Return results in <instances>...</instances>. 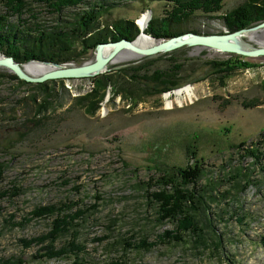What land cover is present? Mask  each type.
<instances>
[{"label": "rangeland", "instance_id": "obj_1", "mask_svg": "<svg viewBox=\"0 0 264 264\" xmlns=\"http://www.w3.org/2000/svg\"><path fill=\"white\" fill-rule=\"evenodd\" d=\"M246 1L224 0L220 13L198 12L181 30L226 34L222 16ZM115 3L120 7L112 8L102 25L133 21L140 32L135 41L142 34L139 20L144 14L161 18L173 9L159 1ZM5 10L0 4V13ZM36 13L41 23L55 25L47 11L36 8ZM245 30L246 44L264 48V28ZM96 49L65 55L71 62L64 65L32 60L21 67H32L34 74H28L39 77L40 64L56 68L93 63ZM143 64L148 75L155 70L171 74L174 64L180 66L178 85L150 96L143 94L141 85L140 96L125 98L127 81L116 71ZM103 74L112 84L94 115L86 114L75 97L88 93L97 76L48 81L57 82L49 84L57 94L47 111L38 113L44 106L42 89L20 85L9 69L0 67V194L8 193L0 198V264H264V57L201 46L151 59L134 58L123 50ZM188 86L193 89L191 99L186 93L176 95ZM248 151H255L261 161L255 164ZM197 160L206 175L197 192L210 183L218 188H208L206 195L215 196L207 208L222 252L214 249L207 231L202 245L188 236L181 244L158 241L175 224L161 220L152 195L163 189L166 175L194 166ZM237 173L250 181L245 177L238 182ZM54 205L64 209L68 229L55 247L75 241L79 261L74 254L39 259L47 243H24L45 239L51 232L56 216L35 218L33 212ZM142 240L158 244L142 249Z\"/></svg>", "mask_w": 264, "mask_h": 264}, {"label": "trees", "instance_id": "obj_2", "mask_svg": "<svg viewBox=\"0 0 264 264\" xmlns=\"http://www.w3.org/2000/svg\"><path fill=\"white\" fill-rule=\"evenodd\" d=\"M116 0H0V4L5 7L4 13H0V54L13 57L19 63H26L32 60L51 61L61 65L70 63L68 56H74L76 51L88 53L89 50H95L100 44L116 42L122 39L134 41L139 36V29L133 21L120 20L110 25L103 24L107 18V14L112 8L120 7L116 5ZM125 0H118V4H122ZM136 2L152 3L165 2L172 5V11L164 14L161 18L152 17L148 29L145 30L147 35L155 39H169L172 37L183 35L181 28L188 24L195 14L201 12L207 15L220 13L223 9L224 0H133ZM115 4V5H114ZM36 8L47 11L50 16L54 17L55 25L47 26L40 22L37 18ZM221 17V16H220ZM15 20V21H12ZM226 23L228 33L236 32L242 29L257 26L264 22V0H247L241 6L226 13L222 16ZM74 54V55H73ZM64 55V57H62ZM244 68L245 65H242ZM147 65L130 66L127 69L116 71L123 73L122 75L127 81V93L125 98L132 100L141 88L145 87L146 95H153L172 90L178 85L177 76L180 66L174 64V68L167 74L165 72L155 70L152 75L144 73ZM144 73V74H143ZM20 85H28L21 81L16 75H10ZM160 77H169L167 81ZM160 78V79H158ZM95 83L88 93L75 97L76 104H80L88 115H94L100 108L108 88L112 84V80L108 75L103 74L95 77ZM157 80V81H153ZM159 80V81H158ZM165 80V81H164ZM147 82L146 86L142 82ZM151 81L154 83L149 84ZM52 82V81H51ZM47 82L44 84H36V88L42 89L44 95L43 103L40 110L41 113L47 111L51 104L50 100L54 99L57 89L50 88ZM63 83L64 81L61 80ZM141 82V83H140ZM57 83V82H53ZM51 83V84H53ZM161 87L159 90H154ZM154 90V92H153ZM122 95V92H115V95ZM34 103L37 98L34 96ZM142 100V99H141ZM137 104V103H135ZM255 160V164L261 161L260 156L255 151H248ZM193 155H196L194 152ZM195 158V157H194ZM203 167L199 161L194 166L178 169L174 175H166L163 179V189L159 193L152 195L155 202L159 205L161 220L173 222L175 229L173 231H165L160 237L159 242L167 241L176 244L186 243L184 236L193 238L197 245H202L207 241L206 231L211 234L214 249L222 252L223 243L220 235L215 230L209 212L208 204L215 199L214 195L207 196L208 188L214 186L210 183L205 187H201L198 191L199 183L205 177ZM247 176H241L237 173V179L242 180ZM232 178V177H231ZM233 179V178H232ZM246 181V184H247ZM240 184V183H239ZM168 187V189H167ZM203 188V189H202ZM217 191V187H214ZM19 192V191H18ZM8 193H1L0 198L7 196ZM17 196L18 193L13 194ZM209 200V201H208ZM64 209L54 206L40 207L33 212L35 218L55 217L53 228L45 239L32 240L24 242L26 247L32 246L36 242L42 241L47 243L42 247L38 254L39 259L57 260L63 259L74 254L79 261L80 251L78 246L74 245L75 241L70 242L69 247L57 248L55 243L58 238L64 236L68 232L65 216L62 215ZM64 216V217H63ZM212 239V238H210ZM150 244L146 240H142L141 248H151L157 245ZM138 247L139 249H141ZM77 251H76V250ZM41 256V257H40ZM83 260V259H82ZM77 262V261H76ZM77 264V263H76Z\"/></svg>", "mask_w": 264, "mask_h": 264}, {"label": "water", "instance_id": "obj_3", "mask_svg": "<svg viewBox=\"0 0 264 264\" xmlns=\"http://www.w3.org/2000/svg\"><path fill=\"white\" fill-rule=\"evenodd\" d=\"M151 15V12H149ZM264 22L256 26V29H263ZM246 30L242 29L232 33H226L222 35H196L188 33L182 36L172 37L170 39L163 40L159 45H155L150 48H140L137 46L136 41H129L128 39H122L116 42H109L107 44H100L96 49L95 62L85 64L82 66H61L55 65L56 68L42 74L39 77H32L26 74L21 67V64L17 63L13 57L0 56V67L9 69L14 75H16L21 81L30 84H44L48 81L56 80H70L81 79L98 76L104 73L109 63L116 57L122 50H132L140 55H143L147 59L157 57L162 53H169L180 49L182 47L201 46L206 48L216 49L226 53H232L243 57H264V48H250L245 50L232 40L238 36L243 35ZM141 36V35H140ZM139 38V37H138ZM105 48H111L112 52L104 57L102 51Z\"/></svg>", "mask_w": 264, "mask_h": 264}, {"label": "bare ground", "instance_id": "obj_4", "mask_svg": "<svg viewBox=\"0 0 264 264\" xmlns=\"http://www.w3.org/2000/svg\"><path fill=\"white\" fill-rule=\"evenodd\" d=\"M150 19H152V15H150L149 13L148 14H144L143 16H142V18L139 20V26H140V28H141V30H142V34H141V36L138 38V40L136 41V44H137V46H139L140 48H150V47H153V46H155V45H159L160 43H162V41L161 42H158V43H156V42H154V40H152V38H150V37H148L146 34H145V29H146V26L148 25V21H150ZM186 34H188V33H186ZM192 34H195V33H192ZM183 35H185V34H183ZM196 35H198V34H196ZM243 35H244V33H243ZM243 35H238V36H236L232 41L233 42H235L236 44H238L239 46H241V48H243V49H245V50H249L251 47H250V44H246L244 41H243ZM180 36H182V35H180ZM170 39V38H169ZM166 40V39H165ZM103 44H107V43H103ZM112 49L111 48H105L103 51H102V54H103V56L104 57H107V55L109 54V53H111L112 51H111ZM127 51H129V52H131V54L133 55V57L134 58H139V57H142V55H140V54H138V53H136V52H134V51H132V50H128V49H126ZM109 51H111V52H109ZM123 51V50H122ZM121 51V52H122ZM222 52V51H221ZM41 66H40V68H37V74H39V72L40 71H42V73L41 74H43V73H46V72H48V71H51V70H53V69H55V67H53V66H45V65H43V64H40ZM25 69V70H24ZM24 69L22 68V70L26 73V74H34V71H33V69H32V67H29V66H24ZM38 69H40V71L38 70ZM28 74V75H29ZM184 93H186L189 97H190V99L192 98V96H193V89L191 88V87H186V88H184V89H180V90H178V91H176V95L177 96H180V95H183ZM168 97V96H167ZM169 104H171V101L169 102Z\"/></svg>", "mask_w": 264, "mask_h": 264}]
</instances>
